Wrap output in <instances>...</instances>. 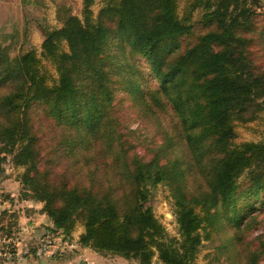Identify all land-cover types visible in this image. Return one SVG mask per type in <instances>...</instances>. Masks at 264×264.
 Wrapping results in <instances>:
<instances>
[{
  "label": "trees",
  "instance_id": "16d2710c",
  "mask_svg": "<svg viewBox=\"0 0 264 264\" xmlns=\"http://www.w3.org/2000/svg\"><path fill=\"white\" fill-rule=\"evenodd\" d=\"M243 1L189 0L179 15L178 0H103L94 19L90 8L94 0H82V19L65 14L68 8L58 13L61 26L44 31L39 51L30 48L10 57L0 48L1 159L9 155L14 166L23 167L19 176L30 191L24 196L44 203L40 212L53 224L44 234L67 235L80 223L79 242L97 252L148 264L156 250L162 261L183 264V257L191 255L199 242L194 233L202 222L232 212L245 194L257 199L264 194V139L233 141L235 120L251 121L264 112V23L262 29H253L259 23ZM200 7L207 10L205 29L192 35V12ZM116 33L125 37V43L118 44L120 60L131 68L124 80L126 93L136 95L133 89L140 90V99L156 116L155 96L161 93L162 106H168L175 120L159 150L177 147L179 157L161 161L156 152L142 161L126 155L120 131L116 144L107 129L99 134L107 116L104 98L110 97L99 55L105 38ZM128 48L144 57L160 83L158 90L148 82L140 85L143 77L135 64L127 62ZM45 60L55 65L56 79L43 65ZM33 111L39 128L51 125V115L56 125L74 124L84 133L79 140L64 136L53 146L100 144L104 154H112L106 167L115 174L105 175L99 185L93 178L85 184L78 167L54 171L42 155L38 129L30 120ZM87 160L95 175L101 165L94 155ZM245 172L247 185L237 190L236 182ZM160 182L177 184L176 219L188 242L183 255L163 241L164 228L146 204V185ZM259 252L255 248L249 256Z\"/></svg>",
  "mask_w": 264,
  "mask_h": 264
},
{
  "label": "rangeland",
  "instance_id": "374dc122",
  "mask_svg": "<svg viewBox=\"0 0 264 264\" xmlns=\"http://www.w3.org/2000/svg\"><path fill=\"white\" fill-rule=\"evenodd\" d=\"M34 1L37 3H33ZM188 2L189 0H178L179 15L184 12ZM243 2L248 9L254 12L255 21L259 23L253 29H262L261 24L264 23V0H244ZM102 5L103 0H94L90 6L94 19L97 17ZM16 6L15 8L12 6V10L6 19H0V48H4L10 57L21 54L30 48H35L39 51L40 33L43 36L47 28L51 29L61 26V20L57 21L55 16L58 13H64L63 10L67 7L69 10L65 11V14L69 12L82 19V3H79L78 0H17ZM214 9L215 7L212 6L210 11ZM206 11L200 7L192 12V30L190 34L196 35L201 29H205L203 16ZM109 22L113 26V23ZM36 25L40 26V29L34 31L32 27L38 28ZM124 38L117 33L116 35L112 34L109 38L106 37L102 52L99 55L102 59V70L106 73V89H108V94L110 95V97L104 98L107 116L99 126V134L104 129H107L110 137L115 139L116 144V135L120 131L123 134L122 139L126 141L124 144L126 155L133 158L138 156L142 161L151 159L156 152H159L161 161H165L167 158L174 159L179 157L180 151L177 147L167 148L165 152L159 150L164 148L167 142L166 133L171 132V125L175 120L172 113L168 112V106L165 104L162 106L163 98L160 96L161 93L157 92L155 96L159 101L156 116L150 112L143 100L140 99V90L133 89L137 96L133 92L126 93L125 91L124 80L131 73V68H128L125 62L122 63L118 55V44L120 41L125 43ZM32 41L35 44H32ZM62 47L65 51H69L64 41H62ZM254 49L259 61L260 46ZM126 55L127 62L135 64L138 71L142 74L143 79L140 85L142 86L143 82H148L152 88L158 90L160 83L152 76L150 66L144 57L130 48H128ZM43 65L52 77L56 79L55 65L47 60L43 61ZM102 91L105 92V89L103 88ZM52 111L55 113L53 109ZM36 113L37 111L30 112V120H33L36 129H38L36 132L39 136L42 155L54 171L60 172L62 166L72 171H75L76 167H78L82 171L81 176H86L84 178L85 184L93 178V181L99 185H102L105 175L115 174L116 170L112 171L111 167L109 169L106 167L112 154H104L103 146H100V144L99 147L91 148L80 145L74 149L70 147L65 149L60 144L53 146L64 136L79 140L84 133L76 130L75 128L77 127L74 124H72L73 126L64 125L65 127L56 125L51 115L49 117L51 125L39 128V122L35 120ZM233 123L235 131L233 141L235 143L244 141L257 142L264 139V112L259 113L251 121L235 120ZM65 124L69 123L65 121ZM122 139L120 138V141ZM3 155V153L0 154V234L2 239L7 241L16 234L25 237L26 232H29L32 236L40 237L44 235L46 229L53 227L50 217L40 212L44 203L24 196L25 191H30L21 182L19 176L23 172V167L14 166L10 161L9 155L5 159H1ZM92 155L98 160L97 164L101 165V168L96 170L95 175L93 174L94 165H91L87 160ZM72 161L81 165H71L70 162ZM190 177L192 179V175H189V183ZM247 182L248 176L245 172L237 180L236 189L244 190ZM176 186L177 184L175 183L169 185L166 182L148 183L146 185L148 189L146 204L151 207L154 216L164 228L163 241L171 243L177 253L183 255L188 242L185 243L176 219L178 208L175 205L176 199L173 195V190ZM124 187H126L125 184L121 185V188L124 189ZM263 196L264 194L261 193L259 199L256 197L248 198L249 196L245 194L238 198L234 206L235 209L232 212L228 214L222 213L210 218V222H202L194 233L199 237V242L195 245L191 255L187 254V256L183 257V264H264ZM194 210L198 212L199 207L195 206ZM48 223L52 224V226ZM82 232L83 226L80 223L76 224L74 229L67 235L59 232L68 241H78L79 245L77 244L74 248L69 246L61 247V250L56 247L49 257H43L42 259L48 260V262L49 258L53 259L55 256L68 259L75 257L81 248H90L89 246L81 245L79 242V236ZM76 236L77 239L75 238ZM9 248L5 243L0 244V254L5 253ZM255 248H258L260 252L255 256H249ZM89 254V260H84L86 263L89 261V264H140L138 259L125 258L113 253L93 250ZM27 259L28 261L22 264H37L32 257ZM78 262H80V259L75 263ZM0 264H7L4 263L1 255ZM148 264L170 263L159 259L157 251L154 250V254Z\"/></svg>",
  "mask_w": 264,
  "mask_h": 264
},
{
  "label": "built area",
  "instance_id": "2783aa9c",
  "mask_svg": "<svg viewBox=\"0 0 264 264\" xmlns=\"http://www.w3.org/2000/svg\"><path fill=\"white\" fill-rule=\"evenodd\" d=\"M5 243L10 247L8 251L2 254L4 263L17 264L24 261L27 257H34L40 261L43 257H49L54 248L72 247L74 248L78 241H68L63 234L59 232H47L46 234L35 237L26 232V236L13 235L7 241L2 239L0 234V244Z\"/></svg>",
  "mask_w": 264,
  "mask_h": 264
},
{
  "label": "crops",
  "instance_id": "0c3cea01",
  "mask_svg": "<svg viewBox=\"0 0 264 264\" xmlns=\"http://www.w3.org/2000/svg\"><path fill=\"white\" fill-rule=\"evenodd\" d=\"M16 2H17V0H3V1L0 2V19L1 18H5L6 19V17H8V15L10 14V11L12 10V6L14 8L17 7L16 6ZM78 2L81 3V0H78ZM33 3H37V2L34 1ZM55 19H57V21L58 20L60 21V19L58 18L57 14L55 16ZM29 27H31V26H29ZM37 27L38 28L32 27V29H34V31L37 30V29H40V26H37ZM32 29L30 28V30H32ZM42 40H43V36L40 33V41L39 42L41 43ZM32 44H35V43L32 41ZM48 224H50V223H48ZM50 226H52V224H50ZM75 238L77 239V236ZM92 251L93 250L90 249V248H83V249L81 248V250L78 252V254H76L75 257L65 259V258H58L57 256H55L53 259L49 258V263L50 264H89V261L87 263L85 261L89 260V258H90V254L89 253H92ZM79 259H80V262L75 263V262L79 261ZM81 260H82V262H81Z\"/></svg>",
  "mask_w": 264,
  "mask_h": 264
},
{
  "label": "water",
  "instance_id": "95a60500",
  "mask_svg": "<svg viewBox=\"0 0 264 264\" xmlns=\"http://www.w3.org/2000/svg\"><path fill=\"white\" fill-rule=\"evenodd\" d=\"M40 264H50L48 261H45L44 259H40Z\"/></svg>",
  "mask_w": 264,
  "mask_h": 264
}]
</instances>
